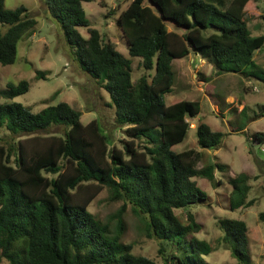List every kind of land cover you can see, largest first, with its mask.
Masks as SVG:
<instances>
[{
    "label": "trees",
    "instance_id": "obj_1",
    "mask_svg": "<svg viewBox=\"0 0 264 264\" xmlns=\"http://www.w3.org/2000/svg\"><path fill=\"white\" fill-rule=\"evenodd\" d=\"M93 1L104 0H42L78 67L110 95L116 127L127 140L119 147L98 120L85 125L82 112L66 102L38 113L20 103H0V264H158L122 241L128 206L143 216L146 237L160 243L164 264H211L205 257L214 248L196 236L203 227L193 212L209 196L195 178L217 187L222 183L216 171L229 168L216 161L199 169L195 150H173L186 140L188 119L197 118L202 105L188 100L167 105L166 96L175 85L174 61L190 55L218 75L264 81V69L254 59L264 35L253 37L246 18L251 0H132L117 20L130 58L91 27L83 4ZM5 2L0 0V64L9 66L38 22L25 6L7 9ZM80 28L88 30V38ZM136 58L145 73L135 83ZM29 90L27 80L8 84L0 100ZM55 128L61 131L50 132ZM196 130L201 149L221 147L222 132L202 122ZM254 140L263 142L264 134ZM249 181L244 173L230 179L233 211L253 206L254 200L247 202ZM104 189L111 202L123 203L114 236L89 211ZM175 211L186 212L185 222ZM259 218L264 223V212ZM217 227L237 264H255L244 220L221 218Z\"/></svg>",
    "mask_w": 264,
    "mask_h": 264
},
{
    "label": "rangeland",
    "instance_id": "obj_2",
    "mask_svg": "<svg viewBox=\"0 0 264 264\" xmlns=\"http://www.w3.org/2000/svg\"><path fill=\"white\" fill-rule=\"evenodd\" d=\"M131 1L104 0L83 4L91 27L100 30L105 40L116 44L118 51L127 58H130L127 42L117 20ZM5 6L7 9L25 6L38 25L32 34L19 42L16 63L9 66L0 64V90L7 88L8 84L18 85L23 80L30 83V90L13 100L1 99L0 103H20L38 113L48 106L66 102L82 112L85 125L98 120L121 147V141L127 138L116 127L115 108L109 105L112 104L110 95L78 67L60 25L48 13L42 0H6ZM246 18L253 37L264 35L263 0L249 2ZM79 31L84 37H89L86 28ZM197 58L192 55L174 61L176 80L173 92L166 96L167 105L184 100L199 101L202 111L197 118L188 119L191 124L188 136L173 150L177 153L195 150V162L199 169L216 161L229 169L227 172L216 171V181L222 183L217 187L207 179L195 178L209 196L207 204L193 208L203 227L196 236L208 241L214 248L213 253L205 257L209 263L237 264L231 252L221 243L223 233L218 229L217 221L221 218L244 220L249 227L253 261L264 264V223L259 218L264 212V141H253L256 134H264V81L248 79L240 74L218 75L212 65ZM254 59L258 67L264 69V47ZM42 72L45 77L40 74ZM144 73L141 60L134 59L133 81L136 83ZM200 122L225 135L218 150H203L197 145L196 126ZM60 131L55 128L50 132ZM242 173L250 177L251 192L247 202L254 200V204L233 211V187L229 181ZM122 206V202H111L110 192L104 189L91 203L89 211L109 224L114 236L117 233L116 216ZM175 213L185 222V211ZM123 218L126 230L122 241L133 246L135 255L164 264L163 256L159 254L160 243L145 235L143 216L128 206ZM1 264L10 263L4 260Z\"/></svg>",
    "mask_w": 264,
    "mask_h": 264
},
{
    "label": "crops",
    "instance_id": "obj_3",
    "mask_svg": "<svg viewBox=\"0 0 264 264\" xmlns=\"http://www.w3.org/2000/svg\"><path fill=\"white\" fill-rule=\"evenodd\" d=\"M190 56H192V55H190ZM190 56H189V57H190ZM197 59H198V58H197ZM199 61H201V59H200ZM202 61H203V60H202Z\"/></svg>",
    "mask_w": 264,
    "mask_h": 264
}]
</instances>
